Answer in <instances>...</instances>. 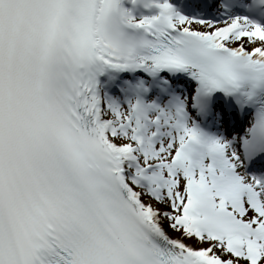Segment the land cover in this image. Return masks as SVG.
Listing matches in <instances>:
<instances>
[{
	"label": "snow or ice",
	"instance_id": "snow-or-ice-1",
	"mask_svg": "<svg viewBox=\"0 0 264 264\" xmlns=\"http://www.w3.org/2000/svg\"><path fill=\"white\" fill-rule=\"evenodd\" d=\"M0 264H264V0H0Z\"/></svg>",
	"mask_w": 264,
	"mask_h": 264
}]
</instances>
